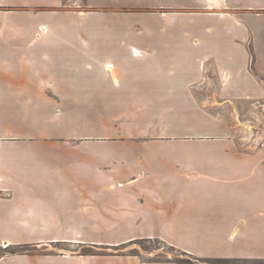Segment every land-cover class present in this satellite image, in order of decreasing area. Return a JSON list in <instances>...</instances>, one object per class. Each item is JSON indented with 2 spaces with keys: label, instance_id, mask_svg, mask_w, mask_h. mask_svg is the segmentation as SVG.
Listing matches in <instances>:
<instances>
[{
  "label": "crops",
  "instance_id": "crops-1",
  "mask_svg": "<svg viewBox=\"0 0 264 264\" xmlns=\"http://www.w3.org/2000/svg\"><path fill=\"white\" fill-rule=\"evenodd\" d=\"M185 1L0 0V245L41 251L0 264H177L48 252L136 238L264 262V152L233 113L264 76L241 10Z\"/></svg>",
  "mask_w": 264,
  "mask_h": 264
},
{
  "label": "rangeland",
  "instance_id": "rangeland-1",
  "mask_svg": "<svg viewBox=\"0 0 264 264\" xmlns=\"http://www.w3.org/2000/svg\"><path fill=\"white\" fill-rule=\"evenodd\" d=\"M176 1L179 4L181 3V5H184V2H187L185 0H176ZM188 1L191 3L192 2L202 3L199 0H188ZM207 1L209 3L212 0H207ZM215 1L217 2V0ZM227 1L231 5V7H235L236 9L241 10V12L237 14V17L240 19L243 25L249 28V34L251 35V42H252L251 51L250 50L249 51L252 54V56L255 57L249 63L250 71H253L251 74L258 77V72H260L264 76V13L253 14L248 11H245L250 6L253 8H260L261 6L264 5V0H227ZM75 2H78L79 4H83L85 0H75ZM197 5L198 8L196 9H199L200 4ZM209 5L205 4V6H202L201 11L205 10L204 8L206 6L208 7ZM143 9H144L143 11H148V9L145 8ZM177 18L179 20V23L177 24L179 25H175L176 28L178 29V31L176 32L180 34L190 33L191 36L193 35L197 36V34L199 35L203 33L207 35H216L223 31V29L215 26L211 22H210L211 24L207 23L205 18H210V17L197 16V18H191L189 16H186V17H177ZM183 19L185 20L182 21ZM193 19L202 20V21L197 23L194 30H191L192 27L190 29L188 25L190 23L189 21ZM203 19L206 23L203 21ZM198 30H201V32L197 33ZM206 72L209 75L204 76V79L201 81L205 82L208 91H213L217 86L216 84L217 81L212 76V70H210V68L209 69L206 68ZM234 108H235L233 111L234 116L235 114H237L239 121L242 123V125H240L239 127H242V131L245 137L244 141H246L247 144L255 147L256 150L260 149L264 152V97L256 101H252L250 103H241L239 106H235ZM145 239H150V241H145ZM31 248L33 250L32 254L41 252L38 250L37 247H34L33 245H29V246L26 245L25 248H20L19 246L12 247L9 246L8 244H1L0 256H3L4 254H11V252L19 249L31 250ZM48 252L55 255L64 254L66 256L139 257L141 258V260L146 262H151V261L174 262L177 260H183L188 262V264H264V262L224 263L212 259H200V258L198 259L197 257L194 256L188 257L185 254L186 252L173 247L172 245L166 243L163 240H160L159 238H136L129 241H124L122 243L106 242L101 244H96V243L70 244V242L52 243L48 247ZM84 254H94V255H84Z\"/></svg>",
  "mask_w": 264,
  "mask_h": 264
},
{
  "label": "trees",
  "instance_id": "trees-1",
  "mask_svg": "<svg viewBox=\"0 0 264 264\" xmlns=\"http://www.w3.org/2000/svg\"><path fill=\"white\" fill-rule=\"evenodd\" d=\"M145 241H150V239H145ZM158 243H159V241H158ZM20 248H25L26 247V245H21V246H19ZM32 252H33V250H32V248H31V250L30 249H25V250H23V249H19V250H16V251H13V252H11V254H32ZM188 257H190V256H192V255H190V254H188V253H185ZM82 255V254H81ZM84 255H94V254H84ZM199 259V258H198ZM212 260H216V261H219V262H224V263H230V262H232V261H226V260H220V259H212ZM175 263H177V264H188V262H186V261H183V260H177V261H174Z\"/></svg>",
  "mask_w": 264,
  "mask_h": 264
},
{
  "label": "bare ground",
  "instance_id": "bare-ground-1",
  "mask_svg": "<svg viewBox=\"0 0 264 264\" xmlns=\"http://www.w3.org/2000/svg\"><path fill=\"white\" fill-rule=\"evenodd\" d=\"M212 1H214V3L216 2L215 0H212Z\"/></svg>",
  "mask_w": 264,
  "mask_h": 264
}]
</instances>
